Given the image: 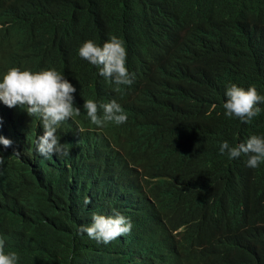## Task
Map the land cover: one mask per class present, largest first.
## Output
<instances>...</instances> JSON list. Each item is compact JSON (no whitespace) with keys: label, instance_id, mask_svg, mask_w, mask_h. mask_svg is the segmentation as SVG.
Returning a JSON list of instances; mask_svg holds the SVG:
<instances>
[{"label":"trees","instance_id":"16d2710c","mask_svg":"<svg viewBox=\"0 0 264 264\" xmlns=\"http://www.w3.org/2000/svg\"><path fill=\"white\" fill-rule=\"evenodd\" d=\"M112 35L131 86L79 56ZM13 67L55 69L81 110L56 133L70 155L44 157L41 118L0 101V241L16 264H264V162L219 152L264 135V111L223 108L232 83L264 95V0H0V82ZM86 100L128 119L98 127ZM114 209L132 222L117 243L79 232Z\"/></svg>","mask_w":264,"mask_h":264},{"label":"clouds","instance_id":"9594fccd","mask_svg":"<svg viewBox=\"0 0 264 264\" xmlns=\"http://www.w3.org/2000/svg\"><path fill=\"white\" fill-rule=\"evenodd\" d=\"M79 56L90 64L99 68V74L111 79L117 86H131L135 75L126 67L127 51L124 42L112 35L103 46L92 40H86L79 48ZM76 88L55 69H46L33 73L30 70H21L13 67L4 74L0 82V101L9 108L26 105L29 116H39L42 122L43 134L36 142V151L44 157L70 155L66 143L60 142L57 129L62 122L80 115V108L75 106L74 93ZM227 100L223 104L225 115L229 118H238L243 123H251L264 109V95H260L255 85L247 89L230 84L225 93ZM83 108L91 122L103 127L107 122L123 124L128 117L122 106L112 100L106 104H98L93 100L84 101ZM102 109V115L99 110ZM2 126V118H0ZM10 139L0 135V145L4 149L12 147ZM219 152L227 153L230 159L241 155L248 157L246 164L250 168H257L264 162V135H251L246 141L231 145L227 140L220 145ZM12 155L20 157L21 152L13 149ZM3 153L0 151V163H3ZM85 204L90 201L85 199ZM132 222L130 218L114 209L111 215L93 214L91 223L80 225L79 232L86 233L90 239L105 245L117 243L121 236L130 233ZM18 254L6 253L4 242L0 241V264H16Z\"/></svg>","mask_w":264,"mask_h":264}]
</instances>
